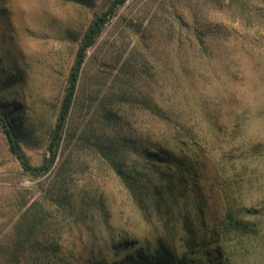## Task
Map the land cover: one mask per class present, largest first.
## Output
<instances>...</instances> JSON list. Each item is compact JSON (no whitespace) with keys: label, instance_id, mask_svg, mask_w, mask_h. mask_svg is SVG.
Wrapping results in <instances>:
<instances>
[{"label":"rangeland","instance_id":"374dc122","mask_svg":"<svg viewBox=\"0 0 264 264\" xmlns=\"http://www.w3.org/2000/svg\"><path fill=\"white\" fill-rule=\"evenodd\" d=\"M115 1L0 0V114L12 120L34 167L50 156L82 39ZM208 2L125 0L114 8L85 52L69 134L48 173L24 171L0 126V264H113L142 248L154 251L161 239L180 256L186 253L190 264H264V0H224L223 10ZM195 20L202 33L223 27L225 77H194H209L206 65L216 58L196 51ZM202 39L215 40L210 32ZM221 81L231 88L239 120L225 112L209 119L195 105L196 94H209ZM146 97L162 107L179 102L186 120L177 121L210 139L204 218L192 187L156 206L157 200L135 194L117 174L114 160L132 178L135 168L142 172L145 139L167 127L145 108ZM99 146L117 151L105 155ZM217 171L231 173L228 189L219 186ZM144 187L151 192L149 184ZM227 202L241 231L211 243L214 255L202 247L189 254L187 230L210 233ZM28 218L46 224V239L18 241L17 229Z\"/></svg>","mask_w":264,"mask_h":264},{"label":"trees","instance_id":"16d2710c","mask_svg":"<svg viewBox=\"0 0 264 264\" xmlns=\"http://www.w3.org/2000/svg\"><path fill=\"white\" fill-rule=\"evenodd\" d=\"M124 1L125 0L115 1L113 6L107 12L102 14V16L98 17L85 33L77 59L71 69L67 92L63 98L59 116L48 145L50 156L45 157L40 166L34 167L30 164L17 135L13 130L12 120L8 115L0 114V126L7 137L9 149L20 162L23 170L29 174L38 177L51 170L56 159V152L61 145L64 136L67 137L69 134L68 118L70 117L74 105V95L76 93V87L78 85L82 65L85 59V52L94 45L95 41L100 36L108 17L113 15L114 8L122 5ZM212 1L215 9L216 7H219V10H223L224 0ZM208 3L211 4V0H209ZM214 15H216V13H214ZM196 21L197 20H195L193 27L194 33H196L198 37V43L195 45L196 51L198 53H208L211 51L216 58L211 59L209 65H206V71L209 73V77H204L203 74H205V72H197L194 77L199 81L200 79L207 81L209 79L225 77L227 70V48H225V45L220 40L225 34L223 27L217 26L210 29L208 32L211 33L215 40L212 44H206L202 37L208 34V32L202 33V26L198 25L199 23ZM197 64L200 66V61H198ZM167 98H169V95H167ZM194 99L196 100L195 105L204 108V113H206V116L209 119L218 120L219 115L223 112L230 114L233 120H239L241 118L239 112H237V109L233 105L234 100L231 88L227 87L226 83L224 84L223 81H221L220 86L213 89L209 94L206 91L199 92V95L196 94ZM144 105L151 115L160 120H164L167 127L164 131H161L160 134L155 136L149 134L145 139L144 143L146 147L142 152L145 163L142 172L134 167V176L132 178V176L126 174L121 169V163L114 160L115 163H113L116 166L117 174L122 178L126 185L132 189V191H135V194L142 195L145 198L147 197L148 200L151 198L157 200L158 202H156V206H163L161 204L162 202L167 203L168 199L172 197L176 198L178 196L176 191L179 188L184 191L185 189L192 187V190L195 192L194 196L196 197V210H201L200 215L203 217V206H206L207 196L205 193V187L202 185V177L203 171L209 166V160L211 158L210 153L214 149L208 144L210 139L194 132L186 125L177 121L186 120V117L183 115V105L179 102L170 106L162 107L153 104L151 99L146 97L144 98ZM217 138L218 136L212 137L215 142H217ZM98 148L105 155H109L112 152L114 153V150L117 151L115 148L104 146H99ZM251 154V152H247L246 156L250 157ZM159 165L161 166V172H158L159 169H157ZM244 168H248L247 165L244 166ZM239 174L240 172H238L237 169L235 178L239 177ZM229 175H231V173H226L224 171H217L215 173L216 179H221V181H219V186L221 188L228 189V185L231 186V184H228L227 182V176ZM147 184H149L151 192L145 190L144 185ZM227 206L229 209H227L223 217L215 221L210 233L201 230H187V238L185 242L187 250L191 249L189 254H193L195 248L202 247L207 251L206 254L208 256L214 255V252L209 249L211 243L216 242L221 238L228 237L234 231H241L243 225L238 220L232 218V207L230 206V202H227ZM166 213L170 214L168 211ZM171 216L174 217V212H171ZM184 220L186 221V228H192L191 223L187 218H184ZM46 231L47 226L42 220L39 218H28L26 219L25 224H21L18 227L17 238L19 242L33 244V242L46 239ZM217 251L218 253H221L219 248H217ZM186 255L187 254L185 253L180 256L176 248L169 246L161 239L158 241L157 247L154 251L151 252V249L142 248L137 250L135 255L128 254L123 259L115 261L113 264H190L186 261ZM220 255L221 254L217 255L218 259H220ZM93 264H108V262L96 260Z\"/></svg>","mask_w":264,"mask_h":264}]
</instances>
